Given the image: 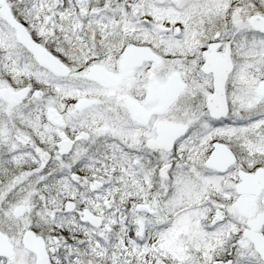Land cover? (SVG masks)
<instances>
[{"label": "snow or ice", "instance_id": "snow-or-ice-1", "mask_svg": "<svg viewBox=\"0 0 264 264\" xmlns=\"http://www.w3.org/2000/svg\"><path fill=\"white\" fill-rule=\"evenodd\" d=\"M0 264H264V0H0Z\"/></svg>", "mask_w": 264, "mask_h": 264}]
</instances>
